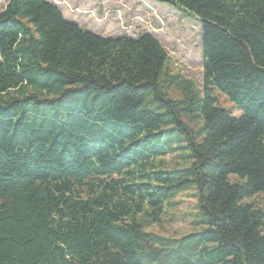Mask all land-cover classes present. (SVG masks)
I'll list each match as a JSON object with an SVG mask.
<instances>
[{"label":"trees","instance_id":"16d2710c","mask_svg":"<svg viewBox=\"0 0 264 264\" xmlns=\"http://www.w3.org/2000/svg\"><path fill=\"white\" fill-rule=\"evenodd\" d=\"M155 1L200 22L201 87L149 33L102 37L50 0L0 11V264H264L246 202L264 194V0ZM188 189L195 229L150 231Z\"/></svg>","mask_w":264,"mask_h":264},{"label":"rangeland","instance_id":"374dc122","mask_svg":"<svg viewBox=\"0 0 264 264\" xmlns=\"http://www.w3.org/2000/svg\"><path fill=\"white\" fill-rule=\"evenodd\" d=\"M63 13L66 20L102 37L137 38L145 33L153 35L163 45L169 56V67L180 75V80L192 81L196 87L203 82V56L201 26L197 18L187 11L179 10L167 3L155 0H50ZM7 0H0V11ZM171 95L178 99L181 92L172 88ZM220 105L238 114L239 110L221 93H217ZM193 128L199 122L188 121ZM201 133V131H200ZM201 139V135L199 137ZM179 142H175L177 145ZM186 150L179 149L165 156L168 169L185 167L183 156ZM237 177L230 175L233 181ZM196 196L193 189L179 193L174 203L165 208L161 223L151 225L150 231L178 237L195 229ZM246 202L256 207L264 206V194L259 193Z\"/></svg>","mask_w":264,"mask_h":264},{"label":"crops","instance_id":"0c3cea01","mask_svg":"<svg viewBox=\"0 0 264 264\" xmlns=\"http://www.w3.org/2000/svg\"><path fill=\"white\" fill-rule=\"evenodd\" d=\"M78 24V23H77Z\"/></svg>","mask_w":264,"mask_h":264}]
</instances>
